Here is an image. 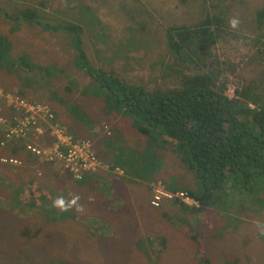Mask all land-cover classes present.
<instances>
[{"label": "rangeland", "instance_id": "374dc122", "mask_svg": "<svg viewBox=\"0 0 264 264\" xmlns=\"http://www.w3.org/2000/svg\"><path fill=\"white\" fill-rule=\"evenodd\" d=\"M229 3L234 9L225 16L237 29L225 33H231L234 42H219L210 59L217 61L212 70L219 71L216 64H223L227 57L233 61L243 58L239 76L263 79L264 53L252 51L255 45L264 49V20L258 15L264 9V0H0V37H8L11 44L0 60V82L7 85L4 89L51 106L63 120V127L69 122L68 129L75 130L76 121L91 118L75 114L79 108L88 107L92 112L93 107L109 106L105 99L108 88L105 86L104 94L95 92L99 64L143 89L149 85L151 90L174 88L185 76L194 75L195 69L169 58L165 30L201 22L208 10L219 15L216 9L223 12ZM27 10H34L38 23L58 25L57 30H47L28 19L19 22L18 17ZM66 24L78 28L66 31ZM13 29H17L16 33H12ZM25 52L23 56L19 54ZM78 55L81 64L89 63L94 80L81 69ZM233 91L231 88L228 94L233 96ZM79 94L84 97L78 99ZM77 106L74 112L72 107ZM131 117L126 114L113 125V129L120 128L115 139L104 130L96 136L85 135L94 143L112 142L110 148L117 157L119 149H127L122 153L133 164L132 178L123 195L113 194L107 184L93 188L103 183L98 180L88 184L75 181L60 165L57 170L63 175L58 178L44 177L41 170L16 171L15 178L23 182L24 195L35 198L32 201L40 205L46 201L41 211L26 210L22 216L6 201L12 189H5L0 182V221L8 215L5 209H10L16 220L29 218L26 222H32L34 229L33 244L11 243L10 228L0 224V264H207L201 258L208 264H264L262 205L255 204L253 220L232 219L228 225L220 220L219 229L212 220L202 221L208 227L202 230L208 232L204 231V236L197 234L199 244L193 238L196 231H201L197 225L181 232L183 224L191 220L153 208L152 187L158 182L165 186L174 178L179 180L180 189L194 185L198 188L200 182L182 166V153L175 141L162 138L155 130L139 132ZM128 125L131 130L126 133ZM95 129L100 130V125L95 124ZM2 176L0 168V179ZM35 185L44 189H36ZM46 190L52 193L51 200L41 198ZM92 191L111 193V200L106 203ZM60 199L63 207L56 205ZM259 200L264 202V196ZM210 229H218V234L212 235ZM201 238L205 239L206 252L202 255Z\"/></svg>", "mask_w": 264, "mask_h": 264}, {"label": "trees", "instance_id": "16d2710c", "mask_svg": "<svg viewBox=\"0 0 264 264\" xmlns=\"http://www.w3.org/2000/svg\"><path fill=\"white\" fill-rule=\"evenodd\" d=\"M233 1L230 0V2ZM231 8L234 9L233 3L225 4L223 12L221 9H216L220 11L219 15L211 14L208 10L205 13L207 16L201 22L168 27L165 30L169 43V50L167 49L169 58L191 66L195 69L194 75L185 76L174 88L151 90V85L145 86L143 89L129 81H124L119 75L107 70L106 66L99 64L101 72H97L95 77L94 84L97 85L95 92L104 94L106 86L108 91L105 99L109 106L107 108L93 107L91 108L92 112H88V107L83 109H80L79 106L72 107L74 112L79 108L75 114L83 117L89 115L91 118H82L78 122L76 121L79 126L75 127V130L68 129L69 122H66L65 127L67 134L74 136L77 140L82 139L79 135L80 126L93 136L104 130L108 132L109 137L115 139L120 128L117 127L119 129L115 131L117 128L113 129V125H117L116 121L119 118H125L127 114L132 116V123L139 132L150 133L155 130L162 138L175 141L179 154L182 153L180 158L182 166L195 175L200 186L197 188L194 185L190 188L180 189L179 180L171 178V181L166 182L165 188L171 193H186L198 205H189L184 200L175 198L172 201L163 200L160 207L153 208L156 210L166 209L171 214H177L180 219L185 216L191 220L192 223L183 224L180 229L181 232L186 233L185 228L197 225L196 229L201 231H196L197 233L193 235L194 239L197 234L204 236L205 232H208L202 230L208 228L202 221L212 220L219 229L220 225L217 223L220 220L225 221L227 225L232 219L253 220L251 217L255 204L264 207V202L259 200L264 196V75L260 76L263 79L248 77L242 79L239 75L244 62L243 58L233 61L227 57L223 64H216L219 65V71L212 70L217 61L210 60L220 41H225V39L229 41L230 39V42H234L235 37L231 33H225V31H236L237 29V26L232 25L228 16H225ZM34 15H36L34 10H27L18 17V21L28 19L30 22L41 24L47 30H57L58 25L50 26L38 23L39 21ZM258 15L261 20H264V9H261ZM65 28L66 31H75L78 27L75 24H66ZM16 31L17 29H13L12 33H16ZM242 39L246 40V38ZM10 47L9 38L1 36L0 60L5 58ZM252 53L263 54L264 49L255 45ZM19 54L23 56L27 52ZM195 58L199 61L197 62ZM77 62L83 66L80 67L81 69L87 71L88 76H90L89 74L92 77L95 75L92 74L89 63L81 64L80 55H78ZM14 63V60L11 61V65ZM91 76L90 78H92ZM6 86L0 82V87L5 94L12 92L8 88H6L7 90L3 88ZM231 88L234 89L233 96L228 94ZM16 94L32 104H40L25 94ZM82 97L84 96L79 94L78 99ZM74 98H76L75 95ZM1 106L5 108L3 116L9 119L11 125L9 124L5 132L0 131V143L3 140L11 142L3 152L0 150V159L5 157L18 159L23 161L24 165L18 168L0 164V168L3 170L0 182L5 189H12L9 196L6 197L8 204L12 205L11 209L19 210L22 216H25L26 210L41 211L46 201L40 205L37 200L32 201L35 198L26 197L23 193V182L17 180L15 174L21 173L22 170L25 172L26 170L29 172L51 170L50 165L40 162L39 158L27 151V145L34 140L38 145H50L56 142V138L50 134L52 128L41 120L34 122L31 119L27 126L22 125L21 121L25 119V116L18 112L13 105H6V98L3 99ZM49 108L55 114V120L51 123L64 125L55 110L51 106ZM115 109L118 110L115 111ZM130 122L129 120L128 123ZM95 124H99L101 129H95ZM14 127L19 128L20 135L18 137L14 135L12 139L8 140L6 135ZM39 127L44 129L45 139L38 136L37 129ZM129 130L131 127L128 125L125 132L127 133ZM38 137L40 139H37ZM87 140L91 142L92 151L98 159L106 161L99 152L111 153L110 147L113 143L104 140L94 143L90 139ZM126 150L125 148L119 149V155L112 163V170L119 168L130 174L133 164L127 160L128 156L125 153L123 155L122 152ZM157 170L160 171L159 168ZM35 188L44 189L39 185H35ZM50 195L52 193L46 190L44 196L40 197L43 200L46 198L48 201L51 200L49 199ZM4 212H7L8 215L1 219L0 224L10 228V233L13 234V239L10 242L33 244L32 222H26V220L29 221V218L20 217L19 220H16L10 209H5ZM100 227L102 229L101 225ZM218 229H210V233L217 235ZM201 239L200 253L202 255L206 252L205 239ZM196 242L199 244L200 239H196ZM9 245L14 246V244ZM201 260L207 264L209 262L207 259L201 258Z\"/></svg>", "mask_w": 264, "mask_h": 264}, {"label": "built area", "instance_id": "2783aa9c", "mask_svg": "<svg viewBox=\"0 0 264 264\" xmlns=\"http://www.w3.org/2000/svg\"><path fill=\"white\" fill-rule=\"evenodd\" d=\"M3 97V92L0 90V102ZM6 105H13L18 112L25 116V119L21 121V124L24 126H27L31 119L34 120V122L38 120L52 122L55 120V115L49 107L44 105H33L17 95H7ZM4 110L5 108H2L0 105V129L2 130L5 128L8 129L9 124L11 125L9 119L3 116ZM37 133L39 137L45 139V131L42 127L37 129ZM50 134L56 138L55 143L50 145H37L32 141L27 145V151L39 157L42 161H46L50 164H61L63 169L69 172L77 181H82L87 174L97 173L101 168L106 167L92 151L90 141L76 140L68 135L58 123L54 124ZM14 135H16V137L20 135L18 127L12 128L6 135V138L10 140ZM39 137L37 139H39ZM3 145H5V143H3ZM2 162L16 167H22L24 165L23 162L18 159L12 160L4 158ZM152 190H154L152 206L155 208L160 207L163 200L172 201L175 198H180L189 205H198V203L188 197L184 192H168L161 182L154 185Z\"/></svg>", "mask_w": 264, "mask_h": 264}, {"label": "crops", "instance_id": "0c3cea01", "mask_svg": "<svg viewBox=\"0 0 264 264\" xmlns=\"http://www.w3.org/2000/svg\"><path fill=\"white\" fill-rule=\"evenodd\" d=\"M75 125H76V127L79 126L78 124H75ZM80 131H81V133H79V135L81 136L82 139H86L85 135L91 134L89 131H87L86 129H84L81 126H80ZM99 153L101 155H103L104 157L106 156L108 158V160L106 159V161H104V162L112 167V162H115L117 155L112 154V150H111V153H108L106 151H100ZM40 162H43V161L40 160ZM42 173H43L44 177L49 176L51 178H58V177H61L63 175V173L61 171H58L56 167H52V169L47 171V172L42 171ZM118 176L123 177V178L118 179L117 178ZM130 178H132L131 174H127L125 170H119V171L101 170V171H99V174L87 176V178L84 180V182L86 184L91 183V182L97 183V180H98L99 182H103V183L97 184L93 188H96L99 185H103L104 187H107L106 186V184H107L108 187L112 189L113 194L123 195L128 190L127 188L129 187V179ZM92 192H95L96 196L98 198H101L102 200H104L106 203H109V201L111 200L110 199L111 193L109 195H107L104 193H99L98 191H92ZM106 203H104V205H106ZM113 204H114V202H113Z\"/></svg>", "mask_w": 264, "mask_h": 264}, {"label": "clouds", "instance_id": "9594fccd", "mask_svg": "<svg viewBox=\"0 0 264 264\" xmlns=\"http://www.w3.org/2000/svg\"><path fill=\"white\" fill-rule=\"evenodd\" d=\"M0 90H2V92H3V95H4V97L1 99V102H0V105H1V103H2V101H3V99L4 98H6V96L7 95H17V94H15V93H13V92H8V94H5V92H4V90L0 87ZM17 96H19V95H17ZM21 97V96H20ZM22 98V97H21ZM26 101V100H25ZM28 102V101H27ZM30 103V102H29ZM32 104V103H31ZM33 105H44V104H33ZM44 106H46V105H44ZM48 107V106H47ZM55 115V114H54ZM42 121V120H41ZM43 122H45L46 124H48L52 129H53V127H54V124H52L51 123V121L49 122H46V121H43ZM58 125L62 128V129H64L65 130V127H63V125H61V124H59L58 123ZM7 129L5 128L4 130H2V129H0V131H6ZM66 131V130H65ZM51 133V132H50ZM67 133V132H66ZM44 136H45V134H44ZM70 136H72V135H70ZM73 138H75L74 136H72ZM40 139V138H39ZM76 139V138H75ZM77 140V139H76ZM80 140H87V139H80ZM11 141H6V140H3L1 143H0V150L1 151H3L4 149H6L7 147H8V145H9V143H10ZM33 142H35V140L33 141ZM3 143H5V145H3ZM36 144V143H35ZM38 145V144H37ZM30 153V152H29ZM32 154V153H31ZM34 155V154H33ZM35 156V155H34ZM37 157V156H36ZM6 158V157H5ZM37 158H39V157H37ZM2 159H4V158H2ZM2 159H0V164H2V165H9V164H4L3 162H2ZM7 159H10V158H7ZM40 159V158H39ZM12 160H15V159H12ZM41 160V159H40ZM42 161V160H41ZM23 162V161H22ZM44 163H46V164H48V165H50L51 166V168L52 167H56L57 168V166H61L62 167V165L61 164H50V163H48V162H46V161H43ZM103 162V161H102ZM105 165H106V167L105 168H101L99 171H101V170H108V171H119V170H121V169H119V168H117L116 170H112V168H111V166L110 165H108V164H106L105 162H103ZM113 163V162H112ZM24 164V163H23ZM9 166H13V165H9ZM14 167H16V166H14ZM19 168V167H18ZM62 169H63V167H62ZM43 170H41V172H42ZM66 171V170H65ZM99 171L97 172V173H89V174H87L86 176H85V178L82 180V181H84L86 178H87V176H89V175H95V174H99ZM67 172V171H66ZM69 175H71L69 172H67ZM43 174V173H42ZM73 178V177H72ZM74 179V178H73ZM75 180V179H74ZM75 181H77V180H75ZM152 189H153V187H152ZM56 205L57 206H59V207H63L64 206V201L62 200V199H60V200H57L56 201Z\"/></svg>", "mask_w": 264, "mask_h": 264}]
</instances>
